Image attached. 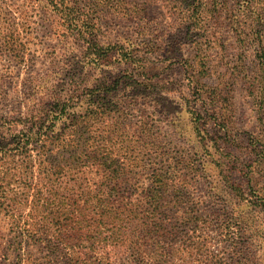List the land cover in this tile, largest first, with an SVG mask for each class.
Listing matches in <instances>:
<instances>
[{"label": "rangeland", "instance_id": "rangeland-1", "mask_svg": "<svg viewBox=\"0 0 264 264\" xmlns=\"http://www.w3.org/2000/svg\"><path fill=\"white\" fill-rule=\"evenodd\" d=\"M12 5L0 9V127L63 109L55 98L65 102L80 85L64 109L89 114L128 166L110 221L120 237L162 264H264V0ZM69 14L85 25L68 24ZM11 46L26 51L24 63L5 53ZM83 98L84 109L73 107ZM105 173L94 169V187ZM21 200L29 213L33 198ZM32 249L27 263L65 264ZM5 253L0 264H14ZM115 264L135 263L128 253Z\"/></svg>", "mask_w": 264, "mask_h": 264}, {"label": "trees", "instance_id": "trees-1", "mask_svg": "<svg viewBox=\"0 0 264 264\" xmlns=\"http://www.w3.org/2000/svg\"><path fill=\"white\" fill-rule=\"evenodd\" d=\"M12 1L1 0L0 9L11 10ZM64 19L76 29L86 21L70 14ZM254 22L256 26L260 19ZM78 34L97 38L82 28ZM5 53L19 64L25 62V50L11 46ZM80 89L78 85L65 102L55 98L52 105L63 109L37 110L0 127V215L6 217L14 241L7 249L0 243V254L15 255L14 264H37L27 263L24 257L23 251L30 248L61 258L65 264H115L128 253L135 264H162V257L149 259L150 254L139 251L138 242L129 235L120 237L110 222L121 213L119 185L128 166L121 162L115 145L101 142L89 114L64 109ZM78 100L73 107L84 109L88 101ZM92 113L99 116L97 111ZM96 168L106 173L94 187L90 175ZM24 198L27 202L33 198L29 213L28 205L20 201Z\"/></svg>", "mask_w": 264, "mask_h": 264}]
</instances>
